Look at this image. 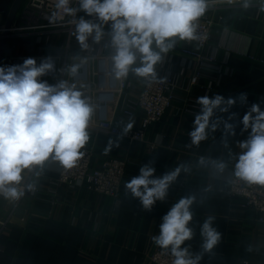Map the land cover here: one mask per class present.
<instances>
[{
	"label": "crops",
	"instance_id": "crops-1",
	"mask_svg": "<svg viewBox=\"0 0 264 264\" xmlns=\"http://www.w3.org/2000/svg\"><path fill=\"white\" fill-rule=\"evenodd\" d=\"M247 4L221 9L222 22L212 28L209 46L218 47L217 58L221 59L226 47L230 53L226 73L219 74L217 66H202L198 83L190 91L199 99L208 81L219 78L207 97L219 95L225 102L235 100L232 106H221L226 110L214 111L207 138L198 145L192 143L190 132L201 105L179 111L188 95L181 88H177L164 117L149 128L145 142L95 136L88 128L90 139L86 145L93 148V165L113 156L129 160L120 192L105 196L83 186L56 185L51 181L57 177L60 164L51 159L39 167L32 180V170H25L23 195L17 200L0 195V220L6 221L0 230V264H150L152 237L159 235L162 217L180 198L188 196L195 197L189 224L193 237L181 247H187L193 256L200 254L199 264H264V222L257 219L258 212L242 207L241 197L228 194L233 165L243 151L239 144L251 132L250 128L244 130L243 116L252 104L264 110V4ZM6 16V11L0 12V26ZM185 45V41L177 40L169 50L174 70L182 65L189 68L181 79V87L195 68V60L179 54ZM45 48L17 38L8 39L5 50L8 57L12 49L17 51L13 55L55 53ZM135 66H139V60ZM127 79L131 83L127 93L135 96L141 78L130 71ZM99 94L98 100L102 99ZM241 94L246 101L240 99ZM142 114L136 109L132 118H124L115 112L113 120L122 126L137 125ZM212 124L216 125L215 130ZM228 124L233 126L231 130L226 128ZM149 144L155 147L150 149ZM201 157L206 163H199ZM214 160L224 161L227 167L218 171L211 163ZM146 164L154 167V178L183 165L166 198L157 201L150 211L125 187ZM209 216L214 218L212 226L221 238L212 251L204 252L201 226Z\"/></svg>",
	"mask_w": 264,
	"mask_h": 264
},
{
	"label": "clouds",
	"instance_id": "clouds-1",
	"mask_svg": "<svg viewBox=\"0 0 264 264\" xmlns=\"http://www.w3.org/2000/svg\"><path fill=\"white\" fill-rule=\"evenodd\" d=\"M69 2L57 0L56 8L75 15L76 9L68 7ZM79 6L100 22L83 17L75 22V35L81 49L89 48V37L99 43L105 35L103 25L111 22L110 43L115 49L111 60L115 78L126 79L131 71L138 77L154 79L155 66L161 62L162 54L177 40L198 38L196 22L205 14L208 0H79ZM244 6H248L247 0ZM137 60L139 66L134 67ZM84 62L86 58L81 61ZM78 67L71 66L70 73L75 75ZM53 69L51 57L43 58L39 65L35 59L27 58L22 65L0 67V194L8 199L17 200L23 195L20 185L25 170L42 168L49 159L59 162L65 169L74 168L90 139L88 127L93 106L74 83L69 85L62 80L49 85L40 80ZM240 99L246 101V96L241 94ZM198 103L201 111L190 132L195 145L207 138L214 111L226 110L221 106L225 103L232 106L235 100L225 102L219 95L211 99L204 96ZM242 124L244 130L250 128L251 132L248 139L239 144L243 151L235 163L234 176L249 185L264 186V110L252 104ZM211 127L215 130L216 125ZM232 127L226 125L229 130ZM199 163L206 161L201 157ZM211 163L220 172L227 167L224 161ZM182 168L183 165L178 166L154 178V167L146 164L125 187L140 200L144 209L150 211L157 201L166 198ZM194 202L193 196L180 198L162 217L159 235L152 237L159 248L170 249L174 257L172 264H199L201 259L200 254L193 256L187 247H181L193 237L189 224L193 219ZM213 219L209 216L201 226L204 252L212 251L221 238L212 226Z\"/></svg>",
	"mask_w": 264,
	"mask_h": 264
},
{
	"label": "built area",
	"instance_id": "built-area-1",
	"mask_svg": "<svg viewBox=\"0 0 264 264\" xmlns=\"http://www.w3.org/2000/svg\"><path fill=\"white\" fill-rule=\"evenodd\" d=\"M56 3L57 0H24L16 17L7 29L6 41L17 38L28 39L34 45L58 48L60 52L10 55L4 67L22 65L27 58L35 59L39 65L43 58L51 57L54 69L40 77V80L46 81L49 85H56L62 80L68 81L69 85L76 84L77 90L81 91L93 106L94 111L88 128L92 130L94 135H110L132 143L146 141L149 128L159 122L172 105L177 88L188 93L182 106L178 109L179 111L185 112L189 111L191 106H200L198 98L193 97L190 91L192 86L198 83L201 67L217 66L219 74L221 72L226 73L228 68L230 54L228 48L226 47L221 59H218V47L209 46L212 28L222 22L221 9L238 3H245V0H231V2L229 0H208V8L205 14L196 22L198 38L185 41L186 45L179 49L181 56L195 60V68L190 73L184 87L180 86L181 79L189 68L182 65L179 69L174 70L172 53L168 51L162 54L161 62L155 66V78L144 79L140 77V89L135 96L130 97L127 93L131 86L129 80L127 78L118 80L114 75L111 57L115 49L111 47L110 43L111 22L103 25L105 35L99 43L94 42L93 38L89 37V48L81 49L77 40L72 41L75 35V22L83 17L94 23H100L98 18L88 16L80 10L79 0H70L68 5V7L76 9L75 15H69L63 10L57 9ZM247 3L261 5L264 4V0H247ZM2 33L3 30L0 28V36ZM84 58H86V62L81 63ZM73 65H79L75 75L70 73V68ZM218 80L219 78L215 82L208 81L203 97L208 96L212 86L217 84ZM98 93H109L110 96L98 100ZM100 104L104 106L102 109L99 108ZM136 109L143 112L137 125L128 128V125L122 126L114 123L113 115L115 112H120L124 118H132ZM154 147L153 144H149L150 149ZM81 151L84 155L77 165L72 169H65L60 165L57 177L51 182L70 188L83 186L105 196H117L129 160L125 157L113 156L93 165V148L85 145ZM39 170L38 166L33 168L30 174L31 180ZM20 187L23 191L25 190L24 185H20ZM34 188L35 186L32 190ZM228 194L229 197H241L243 199L242 207L251 208L258 212L257 219L264 222V186L249 185L239 180L234 176L233 168ZM5 225L6 221L0 220V230ZM173 259L170 249L163 250L155 243L148 253L150 264H172ZM241 263L247 264V262Z\"/></svg>",
	"mask_w": 264,
	"mask_h": 264
},
{
	"label": "water",
	"instance_id": "water-1",
	"mask_svg": "<svg viewBox=\"0 0 264 264\" xmlns=\"http://www.w3.org/2000/svg\"><path fill=\"white\" fill-rule=\"evenodd\" d=\"M24 0H0V12H7L5 22L0 28L3 30V33L0 36V67H2V60L4 56V51L6 47V35L7 29L10 27L12 21L16 17V14L22 5ZM113 84V83H112ZM109 93L99 94L100 98L108 97ZM103 104H100L99 108H103Z\"/></svg>",
	"mask_w": 264,
	"mask_h": 264
},
{
	"label": "rangeland",
	"instance_id": "rangeland-1",
	"mask_svg": "<svg viewBox=\"0 0 264 264\" xmlns=\"http://www.w3.org/2000/svg\"><path fill=\"white\" fill-rule=\"evenodd\" d=\"M76 35L73 36V39L72 41H76ZM7 49V48H6ZM16 49H18V47H16ZM46 49V48H45ZM53 52H60V50L58 48H50ZM17 53V51L15 49H12L11 50V55ZM7 50L4 51V56H3V60H2V67H4L6 65V62H7V58H8V55H7Z\"/></svg>",
	"mask_w": 264,
	"mask_h": 264
}]
</instances>
